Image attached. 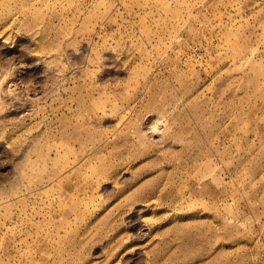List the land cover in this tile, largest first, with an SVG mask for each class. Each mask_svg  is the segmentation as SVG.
<instances>
[{
    "label": "rangeland",
    "instance_id": "374dc122",
    "mask_svg": "<svg viewBox=\"0 0 264 264\" xmlns=\"http://www.w3.org/2000/svg\"><path fill=\"white\" fill-rule=\"evenodd\" d=\"M0 264H264V0H0Z\"/></svg>",
    "mask_w": 264,
    "mask_h": 264
}]
</instances>
